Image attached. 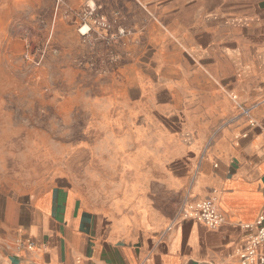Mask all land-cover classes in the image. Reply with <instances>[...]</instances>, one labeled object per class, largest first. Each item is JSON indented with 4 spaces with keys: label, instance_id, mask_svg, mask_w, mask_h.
Segmentation results:
<instances>
[{
    "label": "crops",
    "instance_id": "obj_1",
    "mask_svg": "<svg viewBox=\"0 0 264 264\" xmlns=\"http://www.w3.org/2000/svg\"><path fill=\"white\" fill-rule=\"evenodd\" d=\"M48 1L91 36L161 40L135 83L171 92L120 99L118 143L74 179L0 145V264H241L264 215V0ZM207 199L217 230L189 217Z\"/></svg>",
    "mask_w": 264,
    "mask_h": 264
},
{
    "label": "rangeland",
    "instance_id": "obj_2",
    "mask_svg": "<svg viewBox=\"0 0 264 264\" xmlns=\"http://www.w3.org/2000/svg\"><path fill=\"white\" fill-rule=\"evenodd\" d=\"M67 13L48 0H0V145L14 137L34 168L43 155L44 174L64 169L74 179L79 160L88 170L94 148L103 160V148L118 143L120 99L171 91L135 83L160 74L149 66L161 40L92 32L88 40L83 12Z\"/></svg>",
    "mask_w": 264,
    "mask_h": 264
},
{
    "label": "built area",
    "instance_id": "obj_3",
    "mask_svg": "<svg viewBox=\"0 0 264 264\" xmlns=\"http://www.w3.org/2000/svg\"><path fill=\"white\" fill-rule=\"evenodd\" d=\"M89 15H93V10L90 11ZM95 24L100 29L109 28L108 24L106 25L101 18L96 19ZM89 32L90 29L85 34ZM194 209L189 217L203 223L211 230H217L223 223L224 219L216 206L215 199L200 201L194 206ZM256 225L257 233L251 240L250 246L240 254L241 264H264V215L259 217ZM27 247L32 248L33 243L27 242Z\"/></svg>",
    "mask_w": 264,
    "mask_h": 264
}]
</instances>
